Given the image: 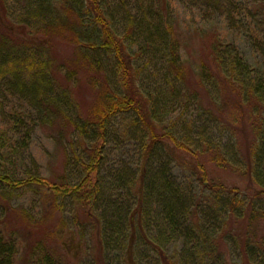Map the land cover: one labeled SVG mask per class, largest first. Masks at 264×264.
Returning a JSON list of instances; mask_svg holds the SVG:
<instances>
[{
    "label": "rangeland",
    "instance_id": "1",
    "mask_svg": "<svg viewBox=\"0 0 264 264\" xmlns=\"http://www.w3.org/2000/svg\"><path fill=\"white\" fill-rule=\"evenodd\" d=\"M5 2L7 9L4 11L3 4L0 8V40L3 34H8L9 40L5 43L19 55L16 60L19 65L16 63L15 68L24 83L27 85L34 81L38 64L49 58L52 67H49L48 76L54 79L52 98L55 95L61 98L66 93L71 102L76 104L73 111H80L84 118L93 117L90 113L99 101L103 82L97 85L92 83L94 71L88 65L90 63H85L83 56L77 53L76 47L70 44L72 37L68 36L66 28L58 24L46 26L44 18L32 16L29 0ZM107 4L115 12L114 28L129 47L131 58L140 70L139 86L147 95L157 92L174 99V102H169L168 106H172L170 110H166L169 114H164L169 128L179 132L181 137L183 132H187V127L206 126L211 120L213 126L209 129L215 140L223 144L227 152L237 153L231 147L233 140L228 142L230 132L224 129V122L240 129L245 126L246 130L243 131L246 133H238L239 147H244L245 135L250 138L252 133L251 113L249 115L247 112L242 118L240 110L234 108L239 96L231 92L233 88L229 90L222 87L218 93L213 85H208L207 88L202 87L199 98L191 97L186 103L181 97H172L168 79L173 81V78L166 75L161 49L149 47L144 36L136 31L135 24L144 15L142 7L160 10V16L169 18L174 35L179 40L181 61L187 69L191 80L189 85L192 87L199 86L197 75L203 64L210 69L216 67L213 47L218 42L235 45L239 54L264 77V0H108ZM11 23L15 24L12 29L9 27ZM34 55L37 57L35 61ZM102 56L112 74L111 81L115 82L112 55ZM67 72L75 73L71 82L65 78ZM13 79L11 71L8 75L3 68L0 69V134L8 136L10 140L6 146H0V168L17 177L32 174L53 181L61 178L77 183L84 175L82 161L88 160L89 142L75 129L70 112L68 119L63 113L51 110L53 99H48L49 106L44 109L28 95L8 91ZM114 85L117 88L119 84ZM176 86L178 89L183 87L181 84L180 87L178 84ZM209 91L218 97L215 104ZM200 106L212 109V114L208 115ZM250 106L247 105L248 110L252 108ZM15 111L19 112L26 128L31 131L26 148L13 147V142L20 144L23 136L22 132H11V117ZM234 114L238 115L236 121L231 119ZM109 129L101 170L102 190L111 203H118L124 208L130 206L134 211V194L139 188L133 187L131 177L136 175L145 160L143 132L130 113L117 115L110 122ZM205 134L207 139L211 138L209 131ZM199 137L202 139L204 135L199 134ZM159 156L155 154L154 162ZM168 157L175 181L189 192H183L187 196L188 208L197 211L195 213L198 216H192L194 222L198 221L199 216L202 217L210 236L206 239L208 236L198 231L202 237L197 235L199 241L194 249L196 254L192 258L193 264H260L256 252L249 257L251 262L245 259L241 244L251 232L256 233H252L256 241L263 242L264 221L256 219V222H250L248 217L238 218L231 214L227 220L223 217V220H216L214 210L209 207L212 202L210 198H217L224 193L201 183L198 174L190 168L187 160L192 158L189 156H180L170 149ZM202 157L207 167L218 177L242 187L250 184L238 170L241 162L238 153L232 165L223 168L217 165L209 153ZM100 204L96 206L99 215L104 213ZM82 206L83 202L79 203L75 196L56 197L47 188L37 185L20 189L0 186V222L3 221L6 234L16 240L15 264H37V258L43 257L45 253L51 255V264H163L160 255L147 243L158 238L159 233L164 232L167 236L169 231L162 212L153 203L145 206L144 222L140 225L142 228L132 257L126 253V237L109 247L105 253L101 251L102 233L98 222L94 221L96 226H82L76 221L77 216L83 220ZM123 214L125 218L129 216ZM208 214L211 215L208 217ZM184 242L183 237L167 242L165 248L168 255L177 259L183 257V249L193 246L190 242ZM210 245L214 246L215 252L210 250Z\"/></svg>",
    "mask_w": 264,
    "mask_h": 264
},
{
    "label": "trees",
    "instance_id": "2",
    "mask_svg": "<svg viewBox=\"0 0 264 264\" xmlns=\"http://www.w3.org/2000/svg\"><path fill=\"white\" fill-rule=\"evenodd\" d=\"M5 3V0H0V8L3 4L4 11L7 9ZM107 3L108 0H29L31 5L29 12L32 13V16L37 19L44 18L46 26L54 27L55 24H58L66 28L68 36L72 37L70 44L76 47L77 53L83 56L85 63H90L88 65H91L94 71L92 83L97 85V83L103 82V88L98 96L99 101L90 113L93 117L84 118L80 111H73L76 104L71 102L66 93L61 98H58L57 95L52 98L54 79L52 80L48 76L50 74L49 67H52L49 58L40 62L38 67L36 66L37 77L26 85L20 72L15 68L19 55L10 49L9 44L5 43L9 40L7 39L8 34H3L1 37L0 69L3 68V71L8 75L11 71L14 77L12 84L8 86V91L12 90L28 95L44 106V109L49 106L48 99H53L51 110L58 114L63 113L68 119V112H70L72 124L79 135L84 137L89 144L87 148L88 160L82 161L84 175L77 183L73 184L61 178L53 181L47 177L32 174L17 177L0 168V186L20 189L37 185L47 188L56 197L75 196L78 198V202H83L84 205L82 206L83 220H81V216H77L76 221L82 223V226L88 224L96 226L94 221L98 222L102 233L101 251L104 250L105 253L109 247L118 244L121 239L126 237V253L129 254V257L135 254L134 245L139 237V230L141 231L140 228H142L140 225L144 222L145 206L148 203H153L162 212L161 215L169 231L167 236L164 232L159 233L158 238L147 241V243L155 253L160 255L163 264H193L192 258L196 254L194 249L199 241L197 235L202 237L198 231L205 237L208 234L202 217L199 216L198 221L194 222L192 216L197 211L188 208L186 194L189 192L184 187L181 188L175 181L174 173L171 170V161L166 156L170 155V149H174L180 156L182 154L189 156L192 158L187 160L190 168L198 174L201 183L216 192L224 193L217 198H210L212 202L209 207L214 210L216 220L222 219V217L227 220L231 214L238 218L248 217L250 222H256V219L264 221V77L239 54L235 45L218 42L213 47L216 67L210 69L206 64H203L200 74L197 75L199 86H196L197 88L190 86L191 80L181 61L179 40L174 35L169 18L160 16V10L142 7L144 15L135 24V29L144 36L149 47L161 49L166 64V75L173 78L172 81L168 77V86L172 97H181V100L186 103L191 97L199 98L202 87L207 88L208 85H213L218 93L222 87L229 90L233 88L231 92L234 91L239 96L234 108L236 107L237 111L240 110L242 118L247 112L249 115L251 113L250 131L252 133L250 138L249 135H245V146L241 149L239 135L246 133L243 131L246 130V127L240 129L224 122V129L230 132L228 142L233 140L234 144L231 147L237 151L241 158L238 170L241 171L244 179L250 181V184L242 187L218 177L207 167L202 157L209 153L217 165L223 168L232 165V160L236 158L237 154L236 152L230 153V150L227 152L223 144L215 140L216 138L209 129L213 126L211 120H208L206 126L187 127V132H183L181 137L179 132L169 128L164 114L167 113L166 110H170L172 106H168L169 102H174V99L171 100L163 93L157 92L147 95L139 86L140 70L136 68L131 58L129 47L118 36L114 28L115 12L113 7L110 8ZM132 23L130 22L129 25L131 26ZM14 26V23L9 25L11 29ZM8 51L12 53H8ZM102 54L112 55V71L116 83L111 81L112 74L109 73L108 63ZM35 59L37 57L34 55V61ZM17 64L19 65V63ZM74 74L67 72L66 80L71 82L75 78ZM117 83L119 85L116 88V85L113 86V84ZM177 84L179 87L180 84L183 87L178 89ZM210 96L215 104L218 101L217 95L210 92ZM249 104L252 106L250 110L247 107ZM200 107L208 115L213 112L210 108ZM122 113H130L135 117L145 140L143 166H139L136 175L131 177L133 187L139 188L134 194V205H136L134 211L130 209V206L124 208L118 203H111L109 198L104 196L106 192L102 190L101 185L103 153L110 133V122ZM12 115V134L23 133L20 144L15 141L13 147L26 148L29 145L31 131L26 128L27 125L19 112L15 111ZM237 116L234 114L231 119L236 121ZM221 121L223 122V120ZM206 131L210 132L211 138L207 139ZM199 134L204 135V138L200 139ZM8 142H10L8 136L0 134V146H6ZM157 153L160 156L154 162L153 158ZM117 175L122 177V174L118 173ZM224 195L226 197H223ZM97 203H102L100 205H102L104 213L101 215L97 213ZM123 213L129 214V216L125 218L126 215ZM209 215L211 214H208V217ZM196 216L198 215L196 214ZM191 222L192 226H190ZM252 233L244 239L241 250L247 261L251 262L249 257H252L253 252H256V259L260 264H264V238L263 242L256 241ZM181 237L193 246L184 248V256L181 258L169 256L165 248L166 243L172 239H181ZM209 238L210 236L206 239ZM210 250L215 252L214 246H211ZM16 256V240L6 234L2 221L0 222V264H15ZM51 258L49 253H45L43 257L37 258V264H51Z\"/></svg>",
    "mask_w": 264,
    "mask_h": 264
}]
</instances>
